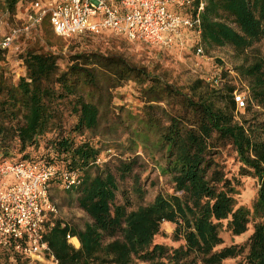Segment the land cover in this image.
Instances as JSON below:
<instances>
[{"label": "trees", "instance_id": "16d2710c", "mask_svg": "<svg viewBox=\"0 0 264 264\" xmlns=\"http://www.w3.org/2000/svg\"><path fill=\"white\" fill-rule=\"evenodd\" d=\"M25 1L0 0V10L14 15L18 4ZM202 1L199 40L189 39L191 32L186 30L184 46L174 49L195 50L198 43L206 49L230 45L243 56L234 70L246 82L248 116L236 117L234 86L224 91L216 89L213 80L197 78L187 91L173 84L160 89L178 101L170 106L168 123L163 125L154 111L161 99L158 77L145 67L117 66L118 73L139 83L147 95L142 129H132L131 145L134 149L143 146L172 183V191L158 193L150 203L135 209L127 210L126 202L115 203L117 182L110 170L93 171L100 168L102 149L98 141L83 136V130L98 126L97 106L78 96L73 128L61 131L55 99L74 94L79 76L91 83L92 74L78 63L57 73L52 54L31 51L25 42L19 43L28 49L26 75L16 86L6 88L0 70V163L11 159L53 163L57 173L52 181L60 180L63 172H75L76 183L70 189L79 190V206L92 219L77 229L57 216L51 218L45 241L61 264H132L135 258L157 264H226L228 260L231 264H264V119L258 116L264 111V54L255 50L252 58L248 55L264 37V0ZM199 2L194 0L192 14ZM81 57L83 53L77 60ZM150 133L155 134L151 143ZM224 144L234 151L236 176L229 175L216 156ZM137 161V155L125 156L117 167L120 178L130 174ZM241 176L258 182L250 206L237 199ZM163 222L174 225L171 243L156 241L165 235ZM118 232L121 237L114 238ZM223 232L245 238L225 244ZM68 235L78 239V247ZM106 236L111 239L104 241ZM0 264L39 263L4 250Z\"/></svg>", "mask_w": 264, "mask_h": 264}, {"label": "rangeland", "instance_id": "374dc122", "mask_svg": "<svg viewBox=\"0 0 264 264\" xmlns=\"http://www.w3.org/2000/svg\"><path fill=\"white\" fill-rule=\"evenodd\" d=\"M31 1L19 3L14 15L0 10V41L12 27L20 26L24 18V11L28 9ZM188 34L189 39H196L192 33ZM19 42H25L22 44L31 51L52 54L56 62L57 73H61L68 64L78 63V67L87 69L92 74L93 81L91 83H86L84 76H79L77 80L80 85L74 89V94L55 99L54 103L62 126L61 131L73 128L77 118L73 107L78 96H82L84 100L97 106L99 110L98 126L92 130H83V136L98 141L102 149L101 159L98 160L100 168H94L93 171L110 170L115 175L117 190L114 201L116 204H125L126 202L127 210L150 203L158 193L166 194L172 191V183L168 175L162 174L158 170L147 150H143V146L139 145L134 149V146L131 145V138H135L130 135L132 129H142L140 119L144 116L143 110L147 95L139 83L126 74L118 73L117 66L126 63L131 66L145 67L153 76L158 77L159 82L156 83L159 84L157 86L159 92L165 84H173L174 87L187 91L193 80L203 78L206 81L213 80L216 89L226 91L227 86H234V91L244 95L245 104L248 101L246 82L234 70V67L244 58L239 56L230 45L208 49L202 45L203 54L197 55L194 49L187 48V50L177 51L174 48L130 41L124 37L107 33L65 38L56 35L49 22L44 21L32 28L28 34L21 33L12 47L0 51L1 84L6 88L16 86L19 79L26 75L24 56L28 49ZM252 49V52L248 51L250 58L253 57L252 54L255 50L264 54V37L255 42ZM81 53H83V57L77 60ZM158 95L161 96L157 103L159 108L154 111L163 125H166L168 113L171 110L170 106L177 105L178 101L163 91ZM253 109H258V107L253 106ZM240 115L248 116L245 109L237 110L236 117H240ZM258 116L260 119H264V111ZM154 138L155 134L150 133V143ZM218 151L216 156L224 165V170L229 175L236 176L237 163L230 144L219 146ZM129 154L137 155L138 161L130 174L125 178H120L117 167L120 161ZM14 160L11 159L12 162ZM137 178L139 179V189L136 188ZM239 179L238 202L250 206L256 195L258 182L248 176H241ZM79 196V190L66 188L62 179L53 180L50 183V198L57 208L56 216L77 229H83L85 224L92 222V219L79 206ZM161 227L165 235L157 237L156 241L171 243L170 235L174 225L163 222ZM117 237H121L120 232L114 236V238ZM223 237L225 244H228L244 240L245 235L232 237L228 232H223ZM108 239L111 238L106 236L104 241ZM72 242L74 241L72 240ZM74 244L79 246V241ZM225 263L231 264L232 262L228 260ZM132 264L157 263L135 258Z\"/></svg>", "mask_w": 264, "mask_h": 264}, {"label": "built area", "instance_id": "2783aa9c", "mask_svg": "<svg viewBox=\"0 0 264 264\" xmlns=\"http://www.w3.org/2000/svg\"><path fill=\"white\" fill-rule=\"evenodd\" d=\"M194 0H32L20 26L12 27L0 41L9 49L21 33L40 25L46 18L61 37L112 34L165 48H182L184 31L200 37V0L192 14ZM195 54H203L200 43ZM237 109L245 98L234 91ZM53 163L43 160H5L0 163V253L12 250L39 264H61L45 241V232L57 208L50 198V183L56 176ZM12 179L8 181L7 177ZM66 188L76 183L75 172H63ZM71 243L76 237L67 236ZM74 244V243H73ZM75 245V244H74ZM78 247V245H75Z\"/></svg>", "mask_w": 264, "mask_h": 264}, {"label": "crops", "instance_id": "0c3cea01", "mask_svg": "<svg viewBox=\"0 0 264 264\" xmlns=\"http://www.w3.org/2000/svg\"><path fill=\"white\" fill-rule=\"evenodd\" d=\"M22 11V10H21ZM8 181H10L12 178L10 176L7 177Z\"/></svg>", "mask_w": 264, "mask_h": 264}, {"label": "bare ground", "instance_id": "6f19581e", "mask_svg": "<svg viewBox=\"0 0 264 264\" xmlns=\"http://www.w3.org/2000/svg\"><path fill=\"white\" fill-rule=\"evenodd\" d=\"M73 241L76 243V240H75V239H73ZM74 242H73V243H74Z\"/></svg>", "mask_w": 264, "mask_h": 264}]
</instances>
